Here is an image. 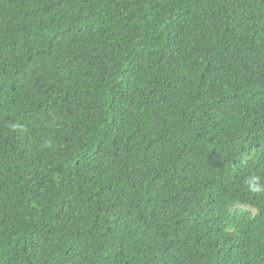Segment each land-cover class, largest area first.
Segmentation results:
<instances>
[{
	"label": "trees",
	"instance_id": "trees-1",
	"mask_svg": "<svg viewBox=\"0 0 264 264\" xmlns=\"http://www.w3.org/2000/svg\"><path fill=\"white\" fill-rule=\"evenodd\" d=\"M264 0H0V264H264Z\"/></svg>",
	"mask_w": 264,
	"mask_h": 264
},
{
	"label": "clouds",
	"instance_id": "clouds-1",
	"mask_svg": "<svg viewBox=\"0 0 264 264\" xmlns=\"http://www.w3.org/2000/svg\"><path fill=\"white\" fill-rule=\"evenodd\" d=\"M248 188L250 192L256 195H264V184L260 183L258 177H250L247 180Z\"/></svg>",
	"mask_w": 264,
	"mask_h": 264
}]
</instances>
